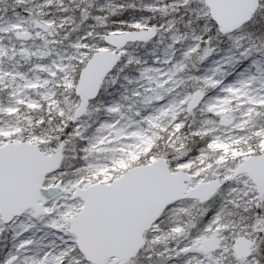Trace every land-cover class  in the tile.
Instances as JSON below:
<instances>
[{"label": "rangeland", "instance_id": "1", "mask_svg": "<svg viewBox=\"0 0 264 264\" xmlns=\"http://www.w3.org/2000/svg\"><path fill=\"white\" fill-rule=\"evenodd\" d=\"M96 1L99 0L93 2ZM126 1L142 2L143 7L148 5L158 15H164L163 9L167 8L170 15L184 6L201 19L204 31L210 32L211 17L203 0ZM116 2L101 6L115 9ZM149 21L138 17L131 23V29L154 26L158 29L156 41H162L163 37L180 40L179 33L168 35L169 24L162 26L154 21L148 24ZM52 25L51 20L42 21L39 30L27 39L15 35L17 31L28 30L22 15L16 13L2 26L5 40L4 46L0 43V54L8 51L16 58L7 66L13 72L10 69L0 72L4 83L13 84L11 92L0 96V145L35 143L47 154L61 152L62 162L46 175L44 185H55L59 192L46 204L44 215L35 216L28 209L10 223H4L0 216V248H3L0 264H90L78 251L76 237L65 221L83 204L80 197H72L75 187L110 183L130 167L160 157L167 160L172 171L181 169L190 173L191 184L219 177L223 186L208 203L184 199L168 205L147 230L144 248L126 264H264V196L259 197L246 174L232 176L244 158L264 152V67L254 64L251 69L243 68L235 77L219 84V90L206 96L195 110L205 117L196 133L212 136L208 148L193 156L181 151L186 143L181 129L189 118L186 103L196 88L188 89L179 99L165 101L164 91L176 87V83L169 85L167 72L154 65L150 66L153 72L149 78L139 80V87L150 89L148 96L144 93L147 97L143 101H138L137 90L132 95L119 96L109 91L120 67L133 57L140 43H131L121 50L123 57L108 74L99 96L90 102L82 117L74 118L79 103L75 94L79 76L76 68L92 52L108 46L92 32L95 25L76 38L68 32L65 36L58 35ZM235 31L227 34L238 42L242 37ZM48 33L52 36L45 39ZM184 56L171 49L164 62L178 67L184 63ZM209 77L206 80L202 76L209 83L206 85L217 83ZM209 112L217 115V119L209 118ZM256 114L259 118L252 123L250 119ZM63 129L69 130L70 138L76 137L75 149L69 148V138L61 137L59 131ZM76 151L82 164L70 168L72 159L76 160ZM212 235L219 237L220 248L212 253L200 251L202 240ZM238 235L250 237L254 242L248 258L237 259L233 253Z\"/></svg>", "mask_w": 264, "mask_h": 264}, {"label": "water", "instance_id": "2", "mask_svg": "<svg viewBox=\"0 0 264 264\" xmlns=\"http://www.w3.org/2000/svg\"><path fill=\"white\" fill-rule=\"evenodd\" d=\"M211 18L221 33L233 32L249 22L259 7V0H204ZM154 26L105 34L104 41L112 49L94 52L82 67L75 93L79 104L74 117H81L90 100L96 98L106 76L122 57L120 49L128 42L153 39ZM31 31H18L17 37L28 38ZM205 92L197 89L191 95L186 110L199 107ZM62 153L47 154L38 144L21 141L0 145V214L4 223L26 209L34 215L45 214L44 205L57 195V187L43 185L48 172L59 168ZM248 173L264 195V153L253 154L239 163L233 176ZM192 179L184 170L172 171L164 157L150 163L135 165L110 183L95 182L77 186L73 198L80 197L83 206L65 220L76 235L77 246L92 264H125L135 257L144 245V232L157 221L166 207L180 199L210 200L222 185L220 178L202 181L188 187ZM219 239L203 240L200 249H217ZM252 240L239 236L234 243L238 257L251 254Z\"/></svg>", "mask_w": 264, "mask_h": 264}, {"label": "trees", "instance_id": "3", "mask_svg": "<svg viewBox=\"0 0 264 264\" xmlns=\"http://www.w3.org/2000/svg\"><path fill=\"white\" fill-rule=\"evenodd\" d=\"M93 1L95 0H0V43L4 46L5 38L2 26L9 23L16 13L22 15L23 19L26 20L28 29L33 33L39 30L42 21L47 20L54 22L52 27L58 32V35L65 36V33L68 32L73 34V38L87 33L89 26L93 28L95 25L92 32L97 34L101 41H103V34L110 31L131 29V23L137 20L138 17L149 19L151 22L154 21L162 26L169 24L171 29L167 31L168 35L171 32L179 33L181 34L180 40L176 42L173 38L163 37L162 41L159 42L156 41L157 37L142 42L144 44L140 43L141 45L138 46L133 57L120 67L121 71L109 86V91L114 96L123 93L132 95L137 90V93L140 94L138 96L139 102L148 96L150 90L149 87L145 89V86H138L141 78L148 79L153 72L150 66H162V69L169 75V85L176 83V87L170 86L169 90L164 91L162 96L165 101L179 99L185 91L191 88H201L207 94H211L220 89L219 84L229 81L243 68L251 69L254 64H260L264 67V0H261V5L252 21L235 31V33L239 32L242 37L238 42H234L233 39L229 38V34L220 33L210 18L208 19L211 27L210 32L204 31L200 26L201 19L194 17L191 12L184 9V6L179 7L176 13L170 15L167 8L163 9L164 15H158L153 10H149L148 5H146L147 8L146 6L143 7L142 2L130 4L126 0ZM113 2H116L114 3L115 9H112L113 7L103 9L101 6L103 3L109 5ZM116 5L120 8L117 9ZM155 15H158V17L153 19L152 16ZM150 21L148 24H152ZM51 36L52 34L48 33L45 39L51 38ZM195 36L199 37L194 38ZM66 44L68 43L66 42ZM171 49H174L177 55H185L184 63L178 67H172L169 62H164L168 50ZM15 58L10 52L3 51L0 54V72L9 70L10 67H7L10 66L8 62H12ZM83 64L81 62L77 66V71L80 70ZM21 68L25 70L24 67L21 66ZM257 68L254 67L255 70ZM202 76L206 80L210 76L209 78L217 83L206 85L207 82L205 79L203 80ZM2 80L3 77H0V96L11 92V85H13L12 83H4ZM144 93H147L146 97L143 96ZM41 111L44 112L43 109ZM186 114L189 118L188 120L185 119L181 129L185 135L186 143H184L181 151L196 156L199 151L208 148L207 145L212 134L198 135L196 131H198L197 129L205 117L199 115L198 112L195 113V111ZM208 114L209 118L216 117L217 119L218 117L212 112ZM258 115L252 116L250 121L252 123L257 122ZM59 132L62 133L61 137L63 139H70L68 142L69 148L75 149L77 146L76 137H71V139L68 129ZM164 148L173 151L170 147ZM165 153L169 155V153L163 151V154ZM79 156L80 154L76 151L74 156L76 160L72 159L70 168L82 164ZM2 251L3 248H0V256Z\"/></svg>", "mask_w": 264, "mask_h": 264}]
</instances>
